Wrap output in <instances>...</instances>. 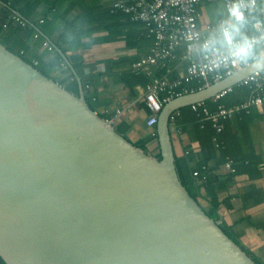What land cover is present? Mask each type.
Wrapping results in <instances>:
<instances>
[{"label": "water", "instance_id": "obj_1", "mask_svg": "<svg viewBox=\"0 0 264 264\" xmlns=\"http://www.w3.org/2000/svg\"><path fill=\"white\" fill-rule=\"evenodd\" d=\"M19 15L18 13H16ZM0 42V257L5 264H256L181 183L170 116L264 70V56L174 99L161 160Z\"/></svg>", "mask_w": 264, "mask_h": 264}, {"label": "crops", "instance_id": "obj_2", "mask_svg": "<svg viewBox=\"0 0 264 264\" xmlns=\"http://www.w3.org/2000/svg\"><path fill=\"white\" fill-rule=\"evenodd\" d=\"M39 1L41 5L37 7L38 13L34 16L38 23L43 21L44 12L49 10L50 5H56L49 14L47 24L49 35L44 34V37L51 45L59 43L64 50L62 53L72 67L77 65V69L74 67L73 69L80 78L85 95L91 99L95 111L109 120L117 109H124L125 113L117 123L127 121L134 125L130 138L134 135L135 140H139L148 134L151 131L145 127L148 113L141 98L146 85L153 79L163 76L165 70L161 65L153 66L149 70L135 69L133 66L142 56L149 53L153 44V38L144 25L131 22L123 13L112 12L111 1ZM224 4L225 0H216L199 5L201 29L208 24H216L225 17ZM10 18L11 16L0 13V41L9 50L20 51L34 61H38L44 55L43 58L52 55L42 47V40L23 33L19 24ZM257 20L264 22V3L261 2L247 13L244 22L233 24L231 29L233 37L243 40L254 34L253 23ZM64 29L66 30L63 33ZM216 42L224 46L222 39H216ZM252 52L259 53L257 50ZM66 65L68 66L67 63ZM167 65L174 75L183 70L185 63L181 60V51H178L176 58ZM54 75L62 82L67 81V76L61 75L60 71ZM145 77L149 80L148 83H144ZM250 89L252 95L241 103L255 95L253 89ZM249 111L245 116H235L230 121L235 135L242 143L245 141L244 146L242 144L244 152L242 155L250 156L251 164L235 174L225 170L224 164L228 160L219 165L216 174L222 178H230V181L227 188L220 192L221 205L218 212L222 221L232 228L241 244L264 264V107L262 109L250 107ZM178 119L174 125L170 124L175 157H182L189 148L199 151L198 143L192 141L190 134L183 131ZM154 129L156 130V126L152 130ZM156 146L157 143H153L150 149L153 150ZM209 165L213 167L215 164L210 162ZM199 202L204 209L210 207L209 201L204 198Z\"/></svg>", "mask_w": 264, "mask_h": 264}, {"label": "built area", "instance_id": "obj_3", "mask_svg": "<svg viewBox=\"0 0 264 264\" xmlns=\"http://www.w3.org/2000/svg\"><path fill=\"white\" fill-rule=\"evenodd\" d=\"M105 1L112 2V12L123 13L131 22L143 24L153 38L149 53L135 62L134 68L149 70L153 66L161 65L165 70L163 76L153 79L146 85L141 98L148 113L145 127L149 130L157 125L164 106L174 99L202 91L233 76L250 65L252 60L248 56L252 51L259 52L258 58L264 56L263 21L257 20L253 23L255 33L246 39H236L231 32L233 24L244 22L247 13L260 2L264 3V0H225V17L216 24L206 25L204 29L199 26L201 17L199 5L216 0ZM3 2L4 0H0V9ZM13 20L25 26L21 17L15 15ZM38 37L39 34L34 35V38ZM216 39H222L224 46L219 45ZM42 47L48 52H54L48 40L42 41ZM178 51H181V60L185 63V68L174 75L167 63L176 58ZM194 82L201 84L197 88L190 87L189 85ZM238 84L252 88L255 95L238 105L220 104L214 111H211L205 102L195 103L189 107L210 121L219 134L224 130V122L233 118L235 114L247 112L250 107L258 109L264 107V70L254 72ZM232 91L233 87L226 88L211 99L218 103ZM124 113V109H117L108 121L114 125ZM180 116V110L174 111L170 116V124L174 125ZM213 141L217 142V139L214 138ZM216 146L218 147V144ZM224 168L231 174L236 173L232 160H228Z\"/></svg>", "mask_w": 264, "mask_h": 264}, {"label": "trees", "instance_id": "obj_4", "mask_svg": "<svg viewBox=\"0 0 264 264\" xmlns=\"http://www.w3.org/2000/svg\"><path fill=\"white\" fill-rule=\"evenodd\" d=\"M41 5L39 0H4L2 9L0 13L4 16H11V20L15 13H19L22 17L21 19L25 22V26L20 25L19 27L21 31L29 36H34L35 34H39L38 39L44 41L46 40L44 37L49 35V31L47 28V24L49 22V14L52 13L53 8L56 6L54 4L50 5L49 10L44 12V16L42 18L43 23H38L34 19L35 14L38 13L37 7ZM13 21V20H12ZM17 23V22H16ZM44 24V25H42ZM66 29L63 30V33ZM43 32V33H42ZM153 41V39H152ZM1 42V41H0ZM2 43V42H1ZM54 52H48L50 57L48 58H37V64L32 59H28L25 57L20 51L14 52L20 57H22L26 62L35 66L42 74L47 76L48 78L53 79L58 82L60 85L65 87L72 93L79 94V86L71 72V69L66 65L65 61L61 57V55L56 51L54 45ZM56 47H58L62 52L61 45L57 43ZM249 59L255 61L258 59V54L251 52L249 54ZM43 58V59H42ZM63 64V66H62ZM75 70L77 69V65H73ZM60 71L61 75L67 76V81L62 82L60 78H57L54 74L55 72ZM141 73L139 72V75ZM160 74V73H159ZM158 75V74H157ZM69 79V80H68ZM149 80L145 77V82L148 83ZM201 83L194 82L190 84V87H199ZM84 87L87 88V85L84 84ZM252 95L251 89L248 86L237 85L233 87V91L221 99L218 103H215L212 99H209L205 102L206 106L211 110H216V105L223 104L225 106H233L237 105L246 99H248ZM89 106L92 110L95 111L92 101L89 97H86ZM215 105H214V103ZM250 109V108H249ZM181 117L178 119L179 125H182V129L184 132H187L191 136V140L195 141L199 145V151H194L192 149H186L185 153L182 157L175 158V166L178 173V177L186 188L188 193L192 198H194L199 204V200L204 198L209 201L210 207L208 209H204L206 214L215 221H220V227L223 232L231 238L252 260L256 262V264H263L260 262L255 255L246 249L239 239L232 232V228L227 226L221 219V215L218 212L220 207L221 200L220 192L227 188V185L230 181V178H222L216 174V171L219 168V165L226 162L227 160H232L234 167L236 168V172L242 171L249 167L251 162L250 156L242 155L243 146L245 141L239 139L237 135L233 132V127L231 123V119L224 122V130L221 133H216L213 125L210 121L205 120V118L198 113L193 112L190 107H184L180 109ZM248 112H250L248 110ZM247 112V113H248ZM246 111H242L235 116H245ZM104 119H108L107 117L100 115ZM116 131L122 135L125 139L132 142L133 145L142 149L146 153H149L156 157L158 160H161V153L158 145V136L156 130H151L148 134L142 137L139 140H131L130 133L134 130V125L127 121H122L121 123L114 124ZM214 138L217 139V142H214ZM153 143H157L156 148L153 150L150 149V146ZM218 144V147L216 146ZM243 144V146H242ZM210 162H214V166L210 167ZM197 173V176L194 174ZM202 191L204 194L202 195ZM0 264H5L2 258L0 257Z\"/></svg>", "mask_w": 264, "mask_h": 264}, {"label": "rangeland", "instance_id": "obj_5", "mask_svg": "<svg viewBox=\"0 0 264 264\" xmlns=\"http://www.w3.org/2000/svg\"><path fill=\"white\" fill-rule=\"evenodd\" d=\"M131 138H132V140H135L136 138L134 137V135L133 136H131Z\"/></svg>", "mask_w": 264, "mask_h": 264}, {"label": "clouds", "instance_id": "obj_6", "mask_svg": "<svg viewBox=\"0 0 264 264\" xmlns=\"http://www.w3.org/2000/svg\"><path fill=\"white\" fill-rule=\"evenodd\" d=\"M235 15V13H233Z\"/></svg>", "mask_w": 264, "mask_h": 264}]
</instances>
